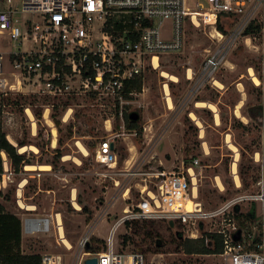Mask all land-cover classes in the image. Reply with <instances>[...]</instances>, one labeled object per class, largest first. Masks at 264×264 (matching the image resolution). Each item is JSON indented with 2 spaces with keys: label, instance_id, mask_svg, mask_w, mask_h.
Returning <instances> with one entry per match:
<instances>
[{
  "label": "rangeland",
  "instance_id": "1",
  "mask_svg": "<svg viewBox=\"0 0 264 264\" xmlns=\"http://www.w3.org/2000/svg\"><path fill=\"white\" fill-rule=\"evenodd\" d=\"M187 1L190 6H195L197 2ZM259 10L256 18L264 22V5ZM227 20L230 21L226 25L223 22L221 25L226 33H230L239 17ZM170 31L171 19H165L162 32L168 35ZM211 34H217L213 25L201 23L196 26L188 17L184 47L179 52L163 55L160 68L154 69L150 65L142 75V91L134 92L122 102L97 101L86 94L54 98L28 90H9L3 95V127L7 138L14 144H18L19 139L29 145H36L37 152L31 149L24 151L32 162L30 164L47 163L50 168H27L25 164L22 171L13 172L8 179L0 201L9 210L20 213L26 210L21 206L22 202L36 205L34 208H38L40 214L59 212L64 227L66 224L67 239L73 244L68 250L63 241L60 243L57 239L56 231L51 229L50 232L39 233L40 236L33 239L37 245V249L33 246L34 251H50L61 256L62 264H74L78 241L95 219L99 221L93 236L107 237L110 227L123 215V208L126 205L133 207L146 194L142 190L159 192L162 177L157 173L184 171L194 158L200 161L195 167V201L202 204L204 212L215 211L229 199L257 191L260 165L256 154L261 151L262 138L257 123L249 116V109L261 103V93L248 69L252 66L257 76L260 74L261 50L256 46L259 42L256 39L247 42L245 34L234 40L226 63L216 74L222 86L208 82L199 88L197 79L201 67L206 57L221 44ZM15 48L17 45L14 41L0 34V51L8 53ZM161 69L175 74L178 80L164 77ZM3 76L10 82L16 76L7 60ZM165 87H169L172 108L167 104ZM198 100L215 104L219 123L214 110L197 106ZM55 104L59 105L58 110H54ZM26 108L33 115H28ZM236 109L246 118L238 116ZM39 110L42 112L41 119L35 114ZM131 112L139 114L135 120L136 127L130 126L134 120H126V114L129 117ZM191 112L197 114L203 128L190 116ZM54 113L61 120L59 127L52 117ZM33 121L36 123L35 132ZM228 135L239 149L237 172L240 185H237L232 170L236 152L228 145ZM107 139L112 140L117 154V161L112 165L97 159L100 144ZM77 142L86 146V154L79 150ZM242 169L247 175L246 181L242 177ZM218 181L224 184L223 189L219 187ZM20 186L23 188L19 190V202L17 193ZM127 188L130 191L124 196ZM73 192L80 208H76L71 201ZM237 205V212L246 213L254 202L241 200ZM255 205L256 211L259 207L261 210L260 204L255 202ZM84 206L87 209L84 210ZM63 208L68 211L63 213ZM28 216L24 214V217ZM224 216L221 213L203 218L196 225H183L182 228L177 226L179 222L169 228L167 219H164L160 225V236L154 237L135 234L130 228L121 226L118 247L138 251L144 248L142 252L146 254L148 264H222L221 258L214 255L174 251L171 236L181 229L184 237H187L198 229L206 238L211 229L221 226ZM230 216L238 221L234 213ZM125 234L132 236L133 240L124 243ZM157 239L163 240V251L155 250ZM97 246L101 250L105 248L102 243H97ZM84 259L85 256H82L78 264H85Z\"/></svg>",
  "mask_w": 264,
  "mask_h": 264
},
{
  "label": "built area",
  "instance_id": "2",
  "mask_svg": "<svg viewBox=\"0 0 264 264\" xmlns=\"http://www.w3.org/2000/svg\"><path fill=\"white\" fill-rule=\"evenodd\" d=\"M262 5L264 0H197L195 6H190L187 0H0V34L7 35L17 45L8 53L0 51V102L9 90H28L54 98L86 94L97 101L122 102L126 98L124 90L128 81L142 76L150 65L158 69L154 65L155 57L161 67L163 55L179 52L184 47L188 17L196 26L205 23L213 25L217 31L212 37L221 44L206 57L197 85L200 88L211 82L218 86L215 84L216 74L226 63L233 41L242 37L252 23L260 25L258 32L245 34L247 42L258 40L256 46L261 50L260 84H256L261 90L262 106L257 191L229 199L215 211L204 212L202 204L197 201L195 204L199 206H195V210H187V201L196 198L195 167L200 161L194 158L184 171L157 173L162 177L159 192L144 189L142 191L146 194L133 207L126 205L123 215L109 229L105 248L97 253L86 250L99 221L95 219L78 241L74 264H78L82 256H85L84 263L87 258L97 257L98 264H148L145 253L118 247V232L121 226L127 228L126 221L167 219V222L191 226L200 219L221 213L226 215L221 226L209 233L221 235L222 250L208 255L221 258L222 264H264V22L256 18ZM193 7L200 9L192 10ZM234 16L239 17V21L230 33L219 28L218 23L226 25L230 21L227 19ZM165 19H171L168 35L162 32ZM6 60L16 74L13 82L3 76ZM112 143L110 139L101 142L97 153L99 162L112 165L117 161ZM0 155L3 163L1 195L14 171L7 153L1 150ZM129 191L127 188L124 196ZM75 197L73 192V204L77 201ZM241 200L257 202L261 206L255 218L244 228L234 216H230L235 214ZM21 219L27 234L54 229L60 243L64 238L62 235L66 236L59 212L55 213L54 220L31 215ZM239 230L241 236L235 239ZM187 237L200 238L203 234L196 229ZM208 237L205 239L210 243L212 238ZM41 264H62L61 256L44 252Z\"/></svg>",
  "mask_w": 264,
  "mask_h": 264
},
{
  "label": "trees",
  "instance_id": "3",
  "mask_svg": "<svg viewBox=\"0 0 264 264\" xmlns=\"http://www.w3.org/2000/svg\"><path fill=\"white\" fill-rule=\"evenodd\" d=\"M218 26L221 30H224L221 23H218ZM260 29L259 24L252 23L248 26L245 31V34H250L252 32H258ZM259 88V87H257ZM143 89V76L137 77L133 80L127 82L125 86L124 93L126 97H129L130 93L141 92ZM261 93V90H260ZM4 97H2V102H0V151L4 150L12 165L14 172H20L23 170L25 164L32 163L28 158L26 152H20V148L18 146H26V142L24 140H17L18 146H15L13 143L9 141L7 138V133L3 127V103ZM59 105H54V110H58ZM262 106L260 104H255L249 109L250 118L257 123L258 127L260 125ZM38 119H41L42 112L39 110L35 112ZM52 117L59 127L61 125L60 119L55 116V113L52 114ZM130 117L126 114V120L129 122ZM131 127H136V122L130 123ZM29 145V144H27ZM36 146V145H35ZM39 164H47V163H39ZM3 172V163L0 155V173ZM246 173L242 169V177L246 181ZM142 197V196H141ZM83 209H87V206H84ZM238 205L236 206L235 215L238 218L240 223V227L244 228L248 226L247 221H251L255 218L256 214V205H254L250 210L246 213L237 212ZM89 211V210H88ZM161 221L164 219H133L126 221V226L132 230L135 234H143L145 237H154L160 236V225ZM174 222L173 225H175ZM170 222H168L169 228L173 226ZM177 226L182 228L183 225L178 223ZM211 237V242L207 243L205 237L200 238H189L184 237V233L181 229L177 231L176 234L171 236V242L174 245V251H183L187 254H210V253H218L222 250V237L217 233H209L207 234ZM23 236V223L20 215L11 212L7 209L5 204L0 201V262L2 264H41L42 263V254L41 253H24L22 249V237ZM133 240L132 236L124 235V243H127L130 240ZM97 243L105 244V240L103 238H99L93 236L92 242L87 246L86 250L88 252L97 253L101 249L97 246ZM135 244L138 243L135 241ZM106 246V245H105ZM155 250L163 251L164 243L162 239H157L155 241ZM140 250V248H139ZM145 249H141V252Z\"/></svg>",
  "mask_w": 264,
  "mask_h": 264
},
{
  "label": "bare ground",
  "instance_id": "4",
  "mask_svg": "<svg viewBox=\"0 0 264 264\" xmlns=\"http://www.w3.org/2000/svg\"><path fill=\"white\" fill-rule=\"evenodd\" d=\"M213 33V32H212ZM212 35V34H211ZM213 36V35H212ZM154 65H155V67L156 68H160V62H158V58L157 57H155V60H154ZM248 71H249V74H250V76H251V78H252V80L254 81V83L255 84H260V78L257 76V74L255 73V71H254V68L251 66V67H249V69H248ZM161 75H163L164 77H167V78H169V79H171L172 81H177L178 80V77L175 75V74H173V73H170L169 71H167V70H165V69H161ZM189 78H191V74L189 73ZM215 84H217L218 86H222V83L219 81V80H216L215 81ZM165 85V84H164ZM169 87H165V95L167 96V104H168V106H169V108H172L173 107V99H171L172 97H171V95L169 94ZM245 96V95H244ZM196 105L197 106H207V107H209V108H211L212 110H214V112H215V116H216V121H217V123H219V116H218V110H217V107L215 106V104H213V103H209V102H206V101H204V100H198L197 101V103H196ZM241 106V105H240ZM238 108V107H237ZM236 110H238V109H236ZM27 112H28V114L29 115H33L32 114V112H30L29 110H27ZM47 112V111H46ZM237 113V112H236ZM47 113H46V117H47ZM237 115L238 116H242L241 118H246L242 113H241V111L240 110H238V113H237ZM190 116L196 121V123L199 125V126H201L202 127V122H201V120L199 119V117L197 116V114L195 113V112H191L190 113ZM34 117V116H33ZM33 119V118H32ZM65 120H66V118H65ZM245 120V119H244ZM47 121H49V120H47ZM247 121V120H246ZM33 127H34V132H35V128H36V123H35V121H33ZM203 128V127H202ZM54 133H56V130L54 129ZM201 136H203V129H202V134H201ZM56 140L57 139H55L54 140V142L52 143L53 144V146L55 145V143H56ZM227 142H228V145H229V147L231 148V149H233L234 150V152H236V158H235V162L233 163V167H232V170H233V173H234V177H235V180H236V182H237V185H240V177H239V175H238V172H237V161H238V156H239V149H238V147L230 140V136L228 135V139H227ZM206 143V142H205ZM77 146H78V148H79V150L80 151H82L83 153H87V148H86V146L83 144V143H81V142H77ZM26 149H31V150H34V151H38V147L37 146H35L34 144H31V145H26V146H23V147H20V151L21 152H24ZM260 158V154L259 153H257L256 154V160H258ZM39 167L40 169H49L50 168V165L49 164H37V165H34V164H27V168H35V167ZM193 170H191V172H192ZM197 181V180H196ZM25 184V182L23 183V185ZM218 185H219V187L220 188H222L223 189V187H224V184L221 182V181H218ZM20 187H23V186H20ZM20 190V189H19ZM19 190H18V193H17V195H18V197L19 196H21V193L19 192ZM22 190V189H21ZM195 197H197V188H195ZM150 194H152V192H150ZM20 199H21V197H20ZM19 202H20V200H19ZM18 202V203H19ZM196 202H195V200H193V199H191V200H188L187 201V210H190V211H192V210H195V206H199V204H195ZM19 205H20V203H19ZM21 206L22 207H25L26 209H28V208H33L32 207V205H29V204H25L24 202H22L21 203ZM74 206L75 207H77V208H80V206H79V204H78V202H74ZM189 206H191V208H189ZM64 233V231L62 232V234ZM62 236H64V238H63V243L66 245V246H68V247H70L71 248V243H70V241L66 238V236L63 234Z\"/></svg>",
  "mask_w": 264,
  "mask_h": 264
},
{
  "label": "crops",
  "instance_id": "5",
  "mask_svg": "<svg viewBox=\"0 0 264 264\" xmlns=\"http://www.w3.org/2000/svg\"><path fill=\"white\" fill-rule=\"evenodd\" d=\"M27 204V203H26ZM29 205H32V204H29ZM6 206V205H5ZM36 205H32V207L33 208H28V209H26V210H24L23 212L21 211V213L20 212H18V211H12V210H9L8 208V210L9 211H11V212H14V213H16V214H18V215H20V217L22 218V216H24V214H29V215H31V216H39V217H49V218H51V219H53L54 220V218H55V213L57 212H55V213H52V214H40L39 212H37V210H38V208H34ZM80 206V205H79ZM57 208H60V207H57ZM61 208H62V206H61ZM77 208V207H76ZM66 209L65 208H63V213H64V211H65ZM66 211H68V210H66ZM62 214V213H61ZM63 215V214H62ZM64 217V216H63ZM105 219V218H104ZM65 228H66V224H65ZM66 231H67V228H66ZM56 234V233H55ZM38 236H40V234L39 233H37V234H34V235H30V234H27L25 231H24V228H23V238H22V249H23V252L24 253H41V254H43L44 252H50V251H39V250H33L34 248H33V246L37 249V245L34 243V241H33V239H36ZM98 237L99 238H103L104 240H106V238L107 237H103V236H99L98 235ZM34 243V244H33ZM57 243V242H56Z\"/></svg>",
  "mask_w": 264,
  "mask_h": 264
},
{
  "label": "water",
  "instance_id": "6",
  "mask_svg": "<svg viewBox=\"0 0 264 264\" xmlns=\"http://www.w3.org/2000/svg\"><path fill=\"white\" fill-rule=\"evenodd\" d=\"M130 119L133 121L137 120L139 118V114L137 112H131L129 114ZM9 139V138H8ZM11 143H13L11 140H9ZM14 144V143H13ZM15 146H18V144H14ZM112 148L114 147V144H111ZM21 146H18V148H20ZM172 225L174 224L173 221L170 222ZM241 236V230H239L236 234H235V239H239ZM86 264H98V259L97 257H91V258H87L85 260Z\"/></svg>",
  "mask_w": 264,
  "mask_h": 264
}]
</instances>
